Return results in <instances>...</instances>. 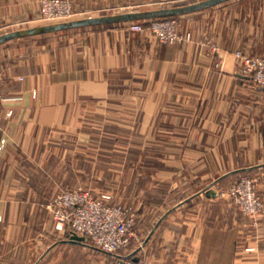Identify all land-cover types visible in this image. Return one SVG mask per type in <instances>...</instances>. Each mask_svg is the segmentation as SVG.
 Instances as JSON below:
<instances>
[{
    "label": "crops",
    "instance_id": "obj_1",
    "mask_svg": "<svg viewBox=\"0 0 264 264\" xmlns=\"http://www.w3.org/2000/svg\"><path fill=\"white\" fill-rule=\"evenodd\" d=\"M31 10L16 18H28ZM121 30L89 31L67 39V49L48 46L41 53L34 46L26 54L4 51L11 41L38 35L0 44V264H67L66 242L51 241L39 252L25 245L23 219L8 218L2 197L8 164L39 146L66 115L77 114V104L122 99L140 115L139 129L160 132L148 145L174 148L161 160L176 164L185 175L180 181L196 188L159 218L143 242L144 256L155 264H264V214L252 221L228 196L247 174L264 203V89L250 86L226 51H217L222 62L215 69L211 47L158 46ZM11 203L17 210L21 201Z\"/></svg>",
    "mask_w": 264,
    "mask_h": 264
},
{
    "label": "rangeland",
    "instance_id": "obj_2",
    "mask_svg": "<svg viewBox=\"0 0 264 264\" xmlns=\"http://www.w3.org/2000/svg\"><path fill=\"white\" fill-rule=\"evenodd\" d=\"M202 1L205 0H32L12 4L8 0H0V36L75 20L186 6ZM28 6L32 9L30 16L16 18ZM65 11H69V16L67 13V16L58 18V13ZM11 13L13 15H7ZM173 18L178 40L170 44L162 43L160 36L154 32L153 29L161 24L160 20L154 19L16 39L4 51L22 50L26 54L32 52V46L39 49V53L48 46L62 49L67 45V39L78 40L79 36L85 37L89 31L121 28V31L139 34L146 42L158 46L200 44L205 48L211 47L216 56L215 69H221L222 62L217 51H226L234 58L238 73L248 78L249 85L264 89L254 80L253 74H243L246 61L264 60V0H229L209 9ZM139 25L143 28L141 32L133 30L134 26ZM119 88H123L122 82ZM122 101L123 104H77V114L66 115L61 126L43 133V141L49 142L43 145L41 141L39 146L19 152L22 160L8 164L11 170L6 180L8 192L2 197L10 206L7 208L8 218L12 215V218H22L24 221L21 233L28 237L25 245L38 246L37 250L42 252L51 241L69 240L71 233L67 232L66 226L58 230L55 213L60 209H55L54 213L50 207L53 210V202L62 191L84 190L93 198H108L106 201L109 205L130 210L132 237L127 248L117 255L155 264L144 256V240L159 218L196 188L189 179L180 181L185 175L178 172L176 164L161 160L162 154L170 155L169 150L174 148L158 144L149 146L150 140L160 138V132L139 129L141 117L136 114L137 110L127 100ZM112 106L120 107L119 111L112 110ZM30 154L42 156L41 161L27 159L26 156ZM243 178L253 181L257 194L255 179L247 174L233 183L229 191ZM174 186L177 188L173 189ZM15 199L21 201L17 210L15 204L11 203ZM87 244L89 246L81 248L68 244L67 264L117 263L115 256L95 249L90 241Z\"/></svg>",
    "mask_w": 264,
    "mask_h": 264
},
{
    "label": "built area",
    "instance_id": "obj_3",
    "mask_svg": "<svg viewBox=\"0 0 264 264\" xmlns=\"http://www.w3.org/2000/svg\"><path fill=\"white\" fill-rule=\"evenodd\" d=\"M58 2V1H56ZM59 3V2H58ZM67 10V9H65ZM69 16V11L58 13V18ZM161 24L153 30L162 43L170 44L178 40L175 29V20L158 19ZM67 21V20H66ZM142 26H134L133 30L142 31ZM244 75H254V80L264 86V60L246 61ZM234 204L243 216L256 220L264 214V203L256 194L253 181L243 178L239 184L229 191ZM106 197L93 198L84 190L62 191L53 202L58 230L67 227V232L86 237L93 246L106 254L117 258L116 264H147L142 260H128L117 255L127 248L132 237L133 220L128 208L107 204Z\"/></svg>",
    "mask_w": 264,
    "mask_h": 264
},
{
    "label": "water",
    "instance_id": "obj_4",
    "mask_svg": "<svg viewBox=\"0 0 264 264\" xmlns=\"http://www.w3.org/2000/svg\"><path fill=\"white\" fill-rule=\"evenodd\" d=\"M227 1L229 0H205L202 2H198L186 6L170 7V8H163V9L150 10V11L128 12V13H121L116 15L75 20V21H70L55 25H48L44 27H39V28H34L19 32H12L9 34L2 35L0 36V44H3L10 40H14L16 38L39 35V34H48V33H54V32L83 28V27L114 25V24L129 23L134 21H147V20L162 19V18L180 17L212 8ZM66 243L89 246L87 244L86 237L78 236L73 232L70 234L69 240H67Z\"/></svg>",
    "mask_w": 264,
    "mask_h": 264
},
{
    "label": "trees",
    "instance_id": "obj_5",
    "mask_svg": "<svg viewBox=\"0 0 264 264\" xmlns=\"http://www.w3.org/2000/svg\"><path fill=\"white\" fill-rule=\"evenodd\" d=\"M162 19H167V18H162Z\"/></svg>",
    "mask_w": 264,
    "mask_h": 264
}]
</instances>
